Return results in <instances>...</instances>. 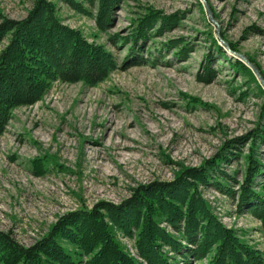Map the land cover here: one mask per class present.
<instances>
[{"label": "rangeland", "instance_id": "rangeland-1", "mask_svg": "<svg viewBox=\"0 0 264 264\" xmlns=\"http://www.w3.org/2000/svg\"><path fill=\"white\" fill-rule=\"evenodd\" d=\"M55 2L59 22L113 64L95 84L52 81L37 102L12 110L0 134V232L24 247L69 212L119 204L138 185L172 182L232 145L247 154L250 135L264 132V0H119L103 28L96 4H84L82 13ZM33 5L0 0V23L25 19ZM149 13L164 23L154 22L143 41L134 40ZM234 59L253 63L261 79L250 67L252 75L236 71ZM77 67L85 69L84 62ZM8 97L4 91L2 99ZM258 152L264 160V147ZM244 165L225 167L238 171L236 183ZM199 189L218 220L264 261L263 225L239 210L238 187L231 188L233 198ZM118 239L136 257L133 241L120 233Z\"/></svg>", "mask_w": 264, "mask_h": 264}, {"label": "trees", "instance_id": "trees-1", "mask_svg": "<svg viewBox=\"0 0 264 264\" xmlns=\"http://www.w3.org/2000/svg\"><path fill=\"white\" fill-rule=\"evenodd\" d=\"M55 1L82 13L96 4L101 28L119 2L34 0L25 19L0 23V46L6 42L0 48V134L12 110L37 102L52 81L95 84L112 68L107 53L59 22ZM172 21L166 20L168 25ZM154 22L164 23L156 13L139 21L134 40L143 41ZM218 52L224 54L221 47ZM81 61L85 69L77 67ZM231 66L252 75L240 60L234 59ZM4 91L9 93L5 100ZM250 136L247 154L232 145L198 168L181 170L172 182L138 185L119 204L99 202L90 210L69 212L30 247L20 245L9 232H0V264H264L258 251L218 220L199 189L213 187L233 198L231 188L236 185L239 210L258 219L264 230V160L258 152L264 147V132ZM237 160L245 163L241 184L235 179L238 171L225 169ZM33 165L42 172L40 161ZM119 233L133 241L136 257L120 243Z\"/></svg>", "mask_w": 264, "mask_h": 264}, {"label": "water", "instance_id": "water-1", "mask_svg": "<svg viewBox=\"0 0 264 264\" xmlns=\"http://www.w3.org/2000/svg\"><path fill=\"white\" fill-rule=\"evenodd\" d=\"M224 45H226V43H224ZM226 46H227V45H226ZM236 55H238V54H236ZM238 56L240 57V59L246 61L245 58H244L243 56H241V55H238ZM246 63L248 64V67L251 68L252 72H253V73H254L259 79H261L260 76H259V74H258V72H257V70H256V68H255L252 64H250V63H248V62H246Z\"/></svg>", "mask_w": 264, "mask_h": 264}, {"label": "bare ground", "instance_id": "bare-ground-1", "mask_svg": "<svg viewBox=\"0 0 264 264\" xmlns=\"http://www.w3.org/2000/svg\"><path fill=\"white\" fill-rule=\"evenodd\" d=\"M129 127H130V126H129ZM119 148H120V149H126V146L123 145V144H120V143H119ZM128 149H129V148H128Z\"/></svg>", "mask_w": 264, "mask_h": 264}]
</instances>
